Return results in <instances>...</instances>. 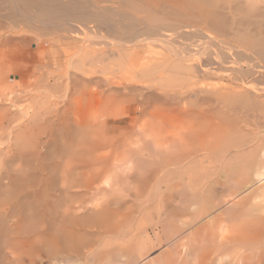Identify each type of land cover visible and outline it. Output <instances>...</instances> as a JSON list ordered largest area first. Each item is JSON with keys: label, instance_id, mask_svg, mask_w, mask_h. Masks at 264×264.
<instances>
[{"label": "bare ground", "instance_id": "6f19581e", "mask_svg": "<svg viewBox=\"0 0 264 264\" xmlns=\"http://www.w3.org/2000/svg\"><path fill=\"white\" fill-rule=\"evenodd\" d=\"M256 68L264 0H0V180L26 177L0 194L37 197L22 221L28 199L2 196L0 264H107L109 234L126 264L164 240L147 264H264V149L224 168L235 191L203 222L219 209L204 202L221 183L213 156L241 143L236 113L264 110V74L246 85ZM181 194L196 215L171 224L162 210Z\"/></svg>", "mask_w": 264, "mask_h": 264}, {"label": "rangeland", "instance_id": "374dc122", "mask_svg": "<svg viewBox=\"0 0 264 264\" xmlns=\"http://www.w3.org/2000/svg\"><path fill=\"white\" fill-rule=\"evenodd\" d=\"M245 34H246V32H244ZM155 50H158V48L157 49H155ZM246 69H247V67H246ZM257 69V71H255ZM256 69H252V71H254V73H255V75H254V73L253 72H251V76H252V78H250L249 79V77H251V76H249L248 75V73H246L247 74V77L246 78H248L247 79V82H248V84H250V83H252V84H250V85H248V84H246L247 86H254V85H257L255 82H257L256 81V78H260L261 79V77H263L264 75V73H262V71L264 72V69H262L261 71H259L260 69L259 68H256ZM236 70V69H235ZM259 71V72H258ZM259 73V75L257 76V74ZM236 75V77L237 76H240V73L238 74V72L236 71V74L234 73V76ZM261 75V76H260ZM263 75V76H262ZM243 76V75H242ZM256 77V78H255ZM16 78L18 79V77L16 76ZM255 79V80H254ZM260 79H258V80H260ZM250 81V82H249ZM253 81V82H252ZM260 81H262L261 82V87H264V84H263V82H264V79L262 78ZM211 82L212 83H214V84H223L224 82H226V81H224V79H222L221 80V78L219 79H214V80H211ZM240 84H242V83H240ZM259 87H260V85H258ZM258 87V88H259ZM243 106V105H242ZM236 107H238L237 108V110L239 109V105L237 106H235L234 108H235V110H236ZM248 107V109L247 110H245V111H243V109H242V111H241V108L238 110V111H240V112H238L237 110V112L238 113H236L235 112V110H232V111H230L231 112V114H229V115H232L231 117L232 118H234L233 116H235V114L234 113H236V116H235V121H236V127H235V130L236 131H238L237 132V134H236V141L237 142H241L240 144H238V143H236L234 146H236V147H234V146H230V148L228 147V145H223V146H220L219 147V149H218V152H217V154L215 153L214 155L215 156H213V169H215V171H216V174H215V180L218 182V183H220V185L218 184L217 186H216V190H217V188H218V190L216 191L215 189V191L213 190L212 192H214L213 193V195H210V194H212V192H210V194L207 192L204 196L206 197L205 199L206 200H204V202L206 203V206H207V203H210L209 204V206H207V208H212L213 207V210L215 211V209H217V205H219L218 207H219V209H221V211L218 209V211H220V213L216 210V212H213V215H211L210 216V218L208 217L207 218V220L205 219L203 222H207L209 219H210V221L212 222V220L215 218V217H217L218 215H221L222 214V211H224V208L221 206V205H223L222 204V200H225L226 199V197L228 198L229 196L228 195H230L232 192V190H233V192L235 191V188L233 189V188H231V187H234L233 185H230V182H228L229 181V179L228 178H225L224 176H223V170H224V168L225 167H227V166H246V165H248V164H252V163H254V157L255 156H257V154H258V152L261 150V149H264V142L260 145V140H261V137H264V132H263V130H261L260 131V129H264V128H261V127H264V117L262 118V117H260V116H258L259 114H263V111H261V113L260 112H257V111H254V112H252V109L251 108H254V107H252L251 106V108L249 109V105L247 106V104H246V108ZM243 108V107H242ZM244 108H245V106H244ZM249 110V111H248ZM233 111H234V113H233ZM244 112V113H243ZM248 112V113H247ZM251 112V113H250ZM250 113V114H249ZM259 113V114H258ZM234 114V115H233ZM241 114V115H240ZM247 116H246V115ZM252 114H254V115H252ZM240 115V116H239ZM242 116V117H241ZM251 117V118H250ZM240 121H239V120ZM244 121H243V120ZM239 121V122H238ZM242 122H243V124H242ZM245 122V123H244ZM247 122V123H246ZM239 123V124H238ZM258 126V128H256ZM261 126V127H260ZM252 127H253V129H252ZM255 129V130H254ZM259 131V132H258ZM244 133V134H243ZM249 135V136H248ZM246 136H248V137H250V138H248V137H246ZM258 139V140H257ZM260 139V140H259ZM7 142H9V143H11V144H13V140H12V136L11 137H9V138H6L5 140H4V144L2 145V147H3V149L4 150H7L8 149V143ZM256 142H258V144L256 143ZM255 146H256V148H255ZM226 147H228L227 149H225ZM254 147V148H253ZM224 148V149H223ZM252 148H253V150H252ZM261 148V149H260ZM222 149V150H221ZM226 150V151H225ZM235 150V151H234ZM244 150V151H243ZM253 151V152H252ZM237 154H241L240 155V157H242V156H244L243 158L247 161H244V160H240L239 159V157L237 158H233L234 156H236ZM219 158V159H218ZM228 158V159H227ZM248 159V160H247ZM228 161V162H227ZM211 162V160L210 161H205L204 162V166H206L207 167V165H209L208 163H210ZM5 168V167H4ZM3 168V170L1 171L0 170V172H3V171H6V169H4ZM16 168H18V167H14L11 171H9V172H11L12 174V177H13V175H14V180H13V178H12V180H9V179H4L5 181L3 182V180H0V186H2L3 184L5 185V184H8V183H10V185H14V183L16 184V185H14V186H18L20 183H19V181H17V180H20L21 178H22V174L20 173H17V172H19V171H16L17 169ZM0 169H2V167L0 168ZM16 169V170H15ZM19 170V169H18ZM14 171V172H13ZM29 172H31V171H29ZM35 172H37V170L35 169V170H33V172H31V174L32 173H35ZM17 173V174H16ZM19 175V176H18ZM22 175V176H21ZM218 176V177H217ZM17 178V180L15 181V179ZM21 177V178H20ZM20 178V179H19ZM26 178V177H25ZM24 178V180H20L22 183H23V181H26V179ZM224 178V179H223ZM11 179V178H10ZM7 180V181H6ZM188 179H186L185 180V182H188L187 181ZM204 180H206V178H204ZM15 181V182H14ZM8 182V183H7ZM12 182H14V183H12ZM16 182H18V184L16 183ZM1 183H2V185H1ZM23 185L24 184H22L21 186L23 187ZM8 185H6V189H8V187L9 188H11V186H8ZM25 186V185H24ZM219 186V187H218ZM1 188V187H0ZM18 188H21V187H18ZM24 189H25V187H23ZM225 188V189H224ZM2 189H5V186L4 187H2ZM24 189H21L22 191L24 190ZM228 189L230 190V189H232L231 191H228ZM227 190V191H226ZM13 191V192H12ZM7 192H12V196L15 194V193H17V194H15L14 196L17 198V196H22L23 194V196H24V198H26V199H28V203L26 204L25 203V201H24V199L22 198V197H20L19 199H18V201L19 200H21V198L23 199V201L21 200V202H20V206H19V208L18 209H20V210H17L16 209V211H15V215H18L20 218H22V217H26V214L25 213H27V212H29V211H27V205L29 204V202H30V204L33 206V204H35L36 203V200H35V198L37 199V197H35V194H33V195H31L30 193L29 194H27V192H26V190L22 193L21 191H19L18 189H17V187L15 188V187H12L11 189H9V190H7L4 194H0V206H1V204H2V202L4 201L3 200V198L6 196V200H5V203H7L8 201L9 202H14V199L13 198H15V197H12V198H9V196H11V195H8L7 194ZM15 192V193H14ZM216 192V193H215ZM227 192V193H226ZM229 192H231L230 194H228ZM18 193L20 194V195H18ZM227 194V195H226ZM5 195V196H4ZM45 195V194H44ZM44 195H43V197H44ZM2 196H4L3 198H2ZM27 196V197H26ZM46 196V195H45ZM204 196H203V198H204ZM209 198H208V197ZM211 196H212V199L210 200V198H211ZM47 197V196H46ZM49 197V199L50 200H52L51 198H50V196H48ZM47 197V198H48ZM170 198H171V201H168L167 203H165L164 205H167V207H163L164 209L162 210V212H163V214L164 215H166V218L167 219H172V220H170L171 221V224L173 223L172 221H173V219H174V221H176V219H175V217H173V216H175V215H180V217L182 218V220L183 221H185V220H189V219H191L189 216L191 215V216H193L194 217V215H196V206H194V208L193 207H189L190 205H191V203H190V200H192L191 199V197L189 196V194H181V195H172V196H169ZM34 198V199H33ZM207 198H208V200H209V202L207 201ZM10 199V200H9ZM13 199V200H12ZM35 200V201H33V200ZM222 199V200H221ZM12 200V201H11ZM31 200H32V202H31ZM49 200V201H50ZM220 200H221V202H220ZM227 200V199H226ZM207 201V202H206ZM211 201V202H210ZM11 203V204H15V202H16V199H15V202L14 203ZM35 202V203H34ZM51 203H52V205L54 204V203H56V201H50ZM225 201H223V203H224ZM21 203L25 206H22L21 205ZM190 203V204H189ZM201 204H203V199H202V202H200ZM204 203V204H205ZM218 203H221V205L220 204H218ZM10 204V203H9ZM11 204H10V206H11ZM26 204V205H25ZM156 204H160V202H158V201H156ZM203 204V205H204ZM58 206V204H55V206ZM3 206L5 207V205H4V203H3ZM3 206H1L0 207V212L2 211V208H3ZM24 207V210L25 211H27V212H25L24 210L22 211V207ZM54 206V205H53ZM212 206V207H211ZM216 207V208H215ZM220 207H222V208H220ZM192 208V209H191ZM215 208V209H214ZM190 209H191V211H190ZM5 209L3 208V211H4ZM10 210H12V208H10V209H8V211H10ZM12 212V211H11ZM30 213V214H29ZM29 213H27V216L28 215H33V214H35L34 213V211H33V213L32 212H29ZM32 213V214H31ZM37 213H38V211H37ZM21 214V215H20ZM25 214V215H24ZM216 214V215H215ZM11 214H10V212H9V216H10ZM24 215V216H23ZM17 216V217H18ZM12 218V217H11ZM189 218V219H188ZM16 219H18V218H16ZM16 219H14V218H12V220H10V218L8 219V223H7V225L6 226H8L9 228H14V229H17V227H18V224H16V222H17V220ZM212 219V220H211ZM14 220H16V222L15 223H13L14 222ZM22 221H24V219L22 218L21 219ZM118 220V219H117ZM12 221V222H11ZM170 221H168V222H170ZM118 222V221H117ZM211 222L209 223V222H207V224H211ZM18 223H19V220H18ZM202 223V222H201ZM179 225H178V227L182 230V228H183V226L182 225H180V223H178ZM204 224H206V223H203L202 224V226L204 225ZM206 224V225H207ZM15 225H17V227L15 226ZM11 226V227H10ZM182 226V227H181ZM197 226H201V224L199 223V225H197ZM197 226H195V227H197ZM167 227V226H166ZM172 227V226H171ZM177 227V228H178ZM195 227H191V228H195ZM1 228V227H0ZM160 228H162V227H160ZM159 228V229H160ZM170 228V227H169ZM173 229H174V227H172ZM177 228H175V230H174V232L172 231H170V230H172L171 228L169 229V231L167 230V232L165 233L166 235L164 236V239L166 238V239H170L171 238V236H172V234H174L175 233V231H176V233H175V235H174V237L176 236V234L177 233H179V231H180V229L178 230ZM191 228H183V231H185L186 229H187V232H190L191 230H193V229H191ZM157 230V232H159L160 234L162 233V229H160V230ZM188 229H190V231H188ZM2 230V229H1ZM1 230H0V234H1ZM156 231L155 232H153V231H151V236L152 237H154L155 235V233H157ZM168 232H171L172 234H170V233H168ZM186 232V233H187ZM192 232V231H191ZM3 233H4V230H3ZM125 232H122L120 235H123ZM168 233V234H167ZM186 233H185V235H186ZM144 234V233H143ZM142 234V235H143ZM2 235V234H1ZM0 235V238L2 239V236ZM4 235V234H3ZM145 235V234H144ZM187 235H188V233H187ZM167 236V237H166ZM4 237V236H3ZM168 237H170V238H168ZM174 237H172V238H174ZM3 240H4V238H3ZM105 240L107 241V248H106V257L108 256V259H109V261H107L108 259L106 258V261L108 262L107 264H114L113 262H115L116 264H126L125 262H126V260H123L122 258H119L117 255H119L120 256V254H119V250L115 247V243L118 241L117 240V238H115L113 235H111V234H109V235H107L106 237H105ZM1 241V240H0ZM165 241V243L160 247V249H159V247L157 248V249H155V251H154V253H152L150 256H149V258L152 256V258H155L154 256H156V258L161 254V252L163 251V249H165L164 251H166V250H169V249H171L172 247H173V244L171 245L170 243H166V242H168V240H164ZM2 244V241L0 242V245ZM168 245H170V246H168ZM165 247V248H164ZM161 248H162V251H161ZM163 251V252H164ZM162 252V253H163ZM157 254H159V255H157ZM135 257V258H134ZM137 258V255H135V256H132V258H131V261L132 260H135ZM149 258H148V260L147 261H144L143 262V264H147L148 262H151L152 261V258H150V260H149ZM7 262L8 261H10V256L8 257L7 256ZM120 259V260H119ZM126 259V258H125ZM92 260V258L90 259V263H92L93 264V260ZM111 260V261H110ZM44 261V260H43ZM42 261V263L41 264H50L48 261H44L43 262ZM113 261V262H112ZM111 262V263H110ZM119 262V263H118ZM147 262V263H146Z\"/></svg>", "mask_w": 264, "mask_h": 264}]
</instances>
